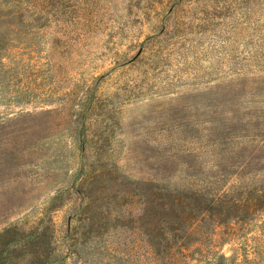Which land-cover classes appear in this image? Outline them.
<instances>
[{"label":"rangeland","instance_id":"obj_1","mask_svg":"<svg viewBox=\"0 0 264 264\" xmlns=\"http://www.w3.org/2000/svg\"><path fill=\"white\" fill-rule=\"evenodd\" d=\"M46 110L0 141L31 147L0 233L51 225L50 264H264V0H0V122Z\"/></svg>","mask_w":264,"mask_h":264},{"label":"trees","instance_id":"obj_2","mask_svg":"<svg viewBox=\"0 0 264 264\" xmlns=\"http://www.w3.org/2000/svg\"><path fill=\"white\" fill-rule=\"evenodd\" d=\"M51 110L41 111L37 114H31V113H19L17 114V117L10 118L6 121L2 120L0 122V141L8 142L10 139H16V140H28L26 139V135H28L30 125L27 121L28 117H38V115H42L44 113L50 112ZM262 130V129H261ZM2 143V142H1ZM31 147L29 145L25 146H10V144L5 145V148L0 151V163H2V160L8 157H11L8 150L11 149V151H18L19 149L22 150L21 153H16L17 155H14L13 160L17 161L20 160L21 157H27L29 158L30 154H28V150ZM39 165V164H38ZM193 176V175H192ZM97 177L96 173H93V175L89 174V180L93 181ZM195 190V189H193ZM195 192L200 193L201 197H205L204 192H199L198 190H195ZM261 196V195H260ZM213 198L216 200L214 201L212 199V203L216 204V202L219 201L217 197ZM85 202H88L89 196L88 194H84L81 197ZM252 203H256L258 201L257 198H252ZM30 231H26L25 229H19L17 226L9 227L5 229L3 232L0 233V264H14L12 261L14 258H16V255L10 254L11 252H8V249H1L2 245L5 243V239L8 237V235H11L14 233V235H22V239L25 241L23 243L22 249L28 250L30 254H33L34 258L33 261L30 264H50L51 258L52 262H54L58 257L57 255H53V257H50V251L49 248L51 246V225L46 224L43 225V221L41 220L38 225H35V227H30ZM53 231V230H52ZM54 232V231H53ZM15 240H19L18 238H15ZM18 243V242H16ZM6 245V244H4ZM3 245V246H4ZM20 249L17 244H15V250ZM48 249L46 252V258L44 255V252ZM224 258V256H222Z\"/></svg>","mask_w":264,"mask_h":264}]
</instances>
